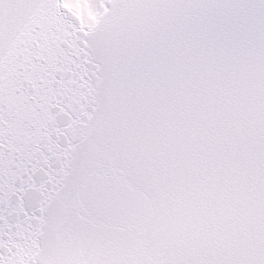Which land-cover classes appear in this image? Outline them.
I'll list each match as a JSON object with an SVG mask.
<instances>
[{"label":"snow or ice","instance_id":"6c2138e0","mask_svg":"<svg viewBox=\"0 0 264 264\" xmlns=\"http://www.w3.org/2000/svg\"><path fill=\"white\" fill-rule=\"evenodd\" d=\"M0 264H264V0H0Z\"/></svg>","mask_w":264,"mask_h":264}]
</instances>
